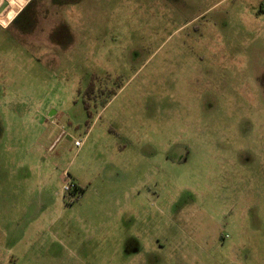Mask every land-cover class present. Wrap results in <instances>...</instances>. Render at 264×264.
Wrapping results in <instances>:
<instances>
[{"label":"rangeland","instance_id":"obj_1","mask_svg":"<svg viewBox=\"0 0 264 264\" xmlns=\"http://www.w3.org/2000/svg\"><path fill=\"white\" fill-rule=\"evenodd\" d=\"M15 12L0 15V264H264V0ZM66 174L84 194L63 193Z\"/></svg>","mask_w":264,"mask_h":264},{"label":"crops","instance_id":"obj_2","mask_svg":"<svg viewBox=\"0 0 264 264\" xmlns=\"http://www.w3.org/2000/svg\"><path fill=\"white\" fill-rule=\"evenodd\" d=\"M6 1L8 2V8L6 9V11L3 14L7 13L11 8H13L16 11L13 18L16 16V14L18 15L19 12H22L23 10H25L29 5H31L34 2V0H6ZM86 135H87V133H86ZM84 140H85V137L82 140H74V142L79 141L81 143V146L79 148H76L74 146V142H73V146L76 148L77 151L80 150L81 147L83 146ZM70 180L72 182H74L78 187H81L77 181L73 180L72 178H70ZM82 190L83 191L81 194H84L86 191V188H84Z\"/></svg>","mask_w":264,"mask_h":264},{"label":"trees","instance_id":"obj_3","mask_svg":"<svg viewBox=\"0 0 264 264\" xmlns=\"http://www.w3.org/2000/svg\"><path fill=\"white\" fill-rule=\"evenodd\" d=\"M107 94V97H113L114 95H116L115 91H102L100 89L95 90V87L93 84H90L86 90V96L90 99V98H95V93L99 94V93H105ZM87 106V105H86ZM82 189L78 188L76 190H74L73 192H71V195H76V198L82 193Z\"/></svg>","mask_w":264,"mask_h":264},{"label":"built area","instance_id":"obj_4","mask_svg":"<svg viewBox=\"0 0 264 264\" xmlns=\"http://www.w3.org/2000/svg\"><path fill=\"white\" fill-rule=\"evenodd\" d=\"M74 146L76 148H79L81 146V143L79 141L77 142H74ZM64 185H63V193H67V194H70L71 192H73L74 190L77 189V186L74 182H72L69 178H68V175L66 174L64 176Z\"/></svg>","mask_w":264,"mask_h":264},{"label":"water","instance_id":"obj_5","mask_svg":"<svg viewBox=\"0 0 264 264\" xmlns=\"http://www.w3.org/2000/svg\"><path fill=\"white\" fill-rule=\"evenodd\" d=\"M1 4H0V15L3 14L6 9L8 8V2H3V0H0Z\"/></svg>","mask_w":264,"mask_h":264},{"label":"snow or ice","instance_id":"obj_6","mask_svg":"<svg viewBox=\"0 0 264 264\" xmlns=\"http://www.w3.org/2000/svg\"><path fill=\"white\" fill-rule=\"evenodd\" d=\"M3 2H6V0H3Z\"/></svg>","mask_w":264,"mask_h":264},{"label":"flooded vegetation","instance_id":"obj_7","mask_svg":"<svg viewBox=\"0 0 264 264\" xmlns=\"http://www.w3.org/2000/svg\"><path fill=\"white\" fill-rule=\"evenodd\" d=\"M77 186V185H76ZM78 187V186H77Z\"/></svg>","mask_w":264,"mask_h":264}]
</instances>
